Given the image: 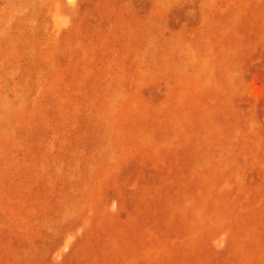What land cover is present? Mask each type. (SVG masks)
<instances>
[{"label":"rangeland","instance_id":"1","mask_svg":"<svg viewBox=\"0 0 264 264\" xmlns=\"http://www.w3.org/2000/svg\"><path fill=\"white\" fill-rule=\"evenodd\" d=\"M0 264H264V0H0Z\"/></svg>","mask_w":264,"mask_h":264}]
</instances>
